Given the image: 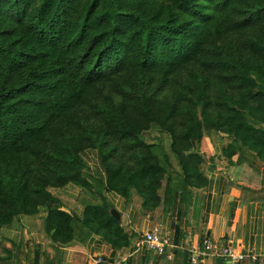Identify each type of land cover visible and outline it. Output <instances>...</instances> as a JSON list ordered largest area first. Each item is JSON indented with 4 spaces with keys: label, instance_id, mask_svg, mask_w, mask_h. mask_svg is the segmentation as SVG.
Segmentation results:
<instances>
[{
    "label": "trees",
    "instance_id": "trees-1",
    "mask_svg": "<svg viewBox=\"0 0 264 264\" xmlns=\"http://www.w3.org/2000/svg\"><path fill=\"white\" fill-rule=\"evenodd\" d=\"M210 130L264 160V0H0V228L28 216L38 236H1L0 264H58L91 234L127 246L105 193L152 208L199 187Z\"/></svg>",
    "mask_w": 264,
    "mask_h": 264
},
{
    "label": "crops",
    "instance_id": "crops-1",
    "mask_svg": "<svg viewBox=\"0 0 264 264\" xmlns=\"http://www.w3.org/2000/svg\"><path fill=\"white\" fill-rule=\"evenodd\" d=\"M226 144L214 141L211 134L204 136L199 144L203 184L177 190L167 203L159 201L147 208L134 190L127 198L105 193V200L119 215L120 225L131 231L129 244L114 248L95 234L83 241L73 239L58 246V264H96V258L109 264H226L211 255L190 261V251L204 236L264 253V160L236 151L224 156ZM55 191L75 198L79 187L67 184ZM152 228L168 240L170 260L141 244V234ZM29 232H33L29 238L37 241L35 230ZM29 238L15 235L13 240ZM238 264H264V257L261 262L243 260Z\"/></svg>",
    "mask_w": 264,
    "mask_h": 264
},
{
    "label": "built area",
    "instance_id": "built-area-1",
    "mask_svg": "<svg viewBox=\"0 0 264 264\" xmlns=\"http://www.w3.org/2000/svg\"><path fill=\"white\" fill-rule=\"evenodd\" d=\"M141 244L144 247L155 251L157 254H163L168 260L171 259L172 253L167 250L170 247L168 240L158 233L157 228H152L141 234ZM190 261L196 262L202 260L207 255L221 258L226 264H238L243 260H249L252 263L261 262L264 253L255 251L252 248H242L240 245L221 244L217 240L208 237H202L199 246L190 251ZM100 261L99 258L95 262Z\"/></svg>",
    "mask_w": 264,
    "mask_h": 264
},
{
    "label": "rangeland",
    "instance_id": "rangeland-1",
    "mask_svg": "<svg viewBox=\"0 0 264 264\" xmlns=\"http://www.w3.org/2000/svg\"><path fill=\"white\" fill-rule=\"evenodd\" d=\"M209 134H211L213 136L214 141L221 140L222 143H224L225 141H227V143L231 141L230 137H228L226 134L221 133V132L210 130V131H208V133H206L205 136H209ZM219 134H221V135H219ZM141 136L148 143L163 142L164 144H167L166 143L167 142L166 134L159 131L158 128H156L154 126L150 127L147 131L142 132ZM85 160L87 162V165L89 166L90 171L94 174L95 173L94 167L98 166L97 161H96V153L95 152H92V153L87 152L85 154ZM164 183H165V180L162 179L160 182L159 190H158L159 195L162 194L161 191L164 187ZM97 186L95 185L96 189H98ZM107 193H109V192H107ZM130 194H131V192H130ZM121 226L125 232H127L128 234L130 233L129 235H131V231L125 225H121ZM31 230H35L33 218L28 217V216H21L19 219H13L12 222L8 226L0 228V237L2 236V237H8V238L13 239L14 236L16 235L18 238H29L30 236H32V235H30V233H33V232H29ZM16 243H18V241H16Z\"/></svg>",
    "mask_w": 264,
    "mask_h": 264
},
{
    "label": "water",
    "instance_id": "water-1",
    "mask_svg": "<svg viewBox=\"0 0 264 264\" xmlns=\"http://www.w3.org/2000/svg\"><path fill=\"white\" fill-rule=\"evenodd\" d=\"M110 215L116 220L119 218V215L115 209L110 210Z\"/></svg>",
    "mask_w": 264,
    "mask_h": 264
}]
</instances>
